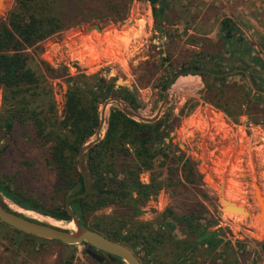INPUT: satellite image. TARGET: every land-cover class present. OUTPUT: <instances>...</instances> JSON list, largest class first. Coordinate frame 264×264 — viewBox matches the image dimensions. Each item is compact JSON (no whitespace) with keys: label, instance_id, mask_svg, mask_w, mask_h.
Returning a JSON list of instances; mask_svg holds the SVG:
<instances>
[{"label":"rangeland","instance_id":"obj_1","mask_svg":"<svg viewBox=\"0 0 264 264\" xmlns=\"http://www.w3.org/2000/svg\"><path fill=\"white\" fill-rule=\"evenodd\" d=\"M103 1L82 0L84 5L74 20L86 18L90 19L89 23L66 28L29 52L38 54L40 60L54 69L66 66L72 76L79 72L86 76L98 74L107 79L116 78L117 86L136 89L142 108L134 112L152 118L163 97L154 87L162 72V59L168 57L177 74L180 72L177 68L188 55L201 53L199 40H207L205 52H211L208 53L211 57L221 61L227 57L221 22L227 20L234 38H241L252 47L251 57L245 62L252 66L249 70L254 78L251 88L254 91L264 88V66L259 63L254 66L252 62L258 60L264 65V0H249L248 4L243 0H165L167 8L161 32L155 28L148 0H112L110 8H105ZM258 1L261 7L255 6ZM15 7V0H2L0 22L6 21ZM253 7L261 13H255ZM253 21L259 22L258 26ZM94 26H99L100 31L92 29ZM238 66L241 65H234ZM246 79L236 76L228 81L250 85ZM66 87L62 79L53 81L59 116ZM202 89L198 76L178 77L170 86L159 118L166 122L163 125L166 137L159 148L167 158L158 156L153 171L140 176L141 182L148 184L152 173L166 186L172 178L171 172L192 163L198 183H185L187 193L179 199L198 203L199 213L189 220V230H184L168 212L176 214L175 218L188 216L187 213L183 215L177 211L181 208L180 201L172 189H162L139 208L134 220L150 226L157 236L165 235L164 244L156 250L155 258H145L139 250L136 256L142 264L143 259L146 264H264V221L260 218L254 194L257 187L264 205V111L260 106L256 109L244 106L247 115L228 117L204 101ZM114 107H107L106 120ZM2 109L0 87V113ZM6 143L10 145L0 162V182H6L4 176L12 174H19L17 181L20 180L27 169L23 161H31L34 183L30 194L48 196L55 172L47 167L43 149L30 150L19 142L5 140H0V149ZM221 198L227 202L231 200L230 203L244 208L248 214L224 211ZM4 204L29 218L74 230L72 223L25 212L6 200ZM127 209L110 206L96 216L128 215ZM194 228L205 230L211 237L196 243ZM177 242L184 246L177 249ZM86 249L83 244L72 246L65 264H97L86 255ZM63 253V246L58 242L35 241L0 223V264H63ZM105 263L125 264L117 259Z\"/></svg>","mask_w":264,"mask_h":264},{"label":"trees","instance_id":"obj_2","mask_svg":"<svg viewBox=\"0 0 264 264\" xmlns=\"http://www.w3.org/2000/svg\"><path fill=\"white\" fill-rule=\"evenodd\" d=\"M148 2L155 28L161 32L165 23L166 1ZM15 3L16 7L8 14L7 20L0 22V87L3 91L0 140L19 142L23 148L30 150L42 148L47 167L55 172V181L48 196H33L30 190L34 183V164L23 161L27 169L20 175V180L17 181L19 174H12L4 176L6 182H0V200H6L25 212L71 223L65 203L85 191L83 177L77 168V158L81 148L95 134L100 107L108 99L116 97L128 109L137 111L142 108L141 102L136 89L117 86L116 78L107 79L98 74L86 76L79 72L72 76L66 66L54 69L40 60L38 54L29 52L66 28L89 23L90 19L86 18L77 22L74 20L84 5L82 0H15ZM103 3L105 8H110L114 2L105 0ZM221 24L227 57L221 61L215 60L214 56L208 54L211 52H205L207 40H199L201 53L188 55L189 58L181 62L177 70L192 72L191 76L200 77L204 101L228 117L247 115L244 106L255 109L260 106L264 111V88L254 91L248 83L228 81L232 77L246 79L247 74L250 75L252 66L245 62L251 57L252 47L241 38H234L229 21L224 20ZM252 62L254 66L257 63L264 66L258 60ZM236 63L241 66L235 68ZM160 67L162 72L155 80L154 87L162 97L168 80L176 71L168 57L162 59ZM231 72L235 73L229 74ZM61 79L67 87L59 116L53 81ZM251 80L254 81V78L251 77ZM165 123L162 120L151 124L138 122L116 107L111 109L103 139L86 152L82 161L88 192L83 199H75L70 203L82 227L130 248L134 254L138 253L137 250L142 251L145 258H155L156 250L164 244L165 235L157 236L150 226L134 220L142 205L166 188L172 189L180 201L181 208L176 210L188 215L175 218L176 214L168 212V216L182 225L184 230H189V220L199 213L198 203L179 199L187 193L186 184L198 183L192 163L183 165L175 173L171 172L172 178L166 186L152 173L148 184L140 180L141 174L153 171L156 158L163 155L159 147L166 137ZM9 145L6 143L0 149V162ZM163 157L167 158L166 155ZM10 184L15 185L14 188ZM110 206L128 208L129 216H96L99 211ZM193 230L196 243L211 237L205 230ZM169 242L172 243V239ZM180 245L184 246L177 242L175 247L180 249ZM144 260L142 262L146 264Z\"/></svg>","mask_w":264,"mask_h":264},{"label":"water","instance_id":"obj_3","mask_svg":"<svg viewBox=\"0 0 264 264\" xmlns=\"http://www.w3.org/2000/svg\"><path fill=\"white\" fill-rule=\"evenodd\" d=\"M1 6H2V0H0V7ZM92 29L96 31H100L99 26H94ZM233 73L235 72H231L229 74H233ZM191 74L192 72H179L168 80L165 89L163 91L161 105L157 110L155 116L152 118H144L137 112L128 109L126 105L116 97L110 98L104 102L100 111L99 123L95 131V134L93 138L81 148L77 158V168H78V172L83 177L85 191L82 195L73 197L65 203V210L68 216L71 218V223L74 226V230L69 231L67 229L51 225L47 222H40L34 218H29L21 214L20 212H16L11 210L10 208H6L4 202H2L1 200H0V223L4 224L5 226L19 233L37 239H41L44 241H54L62 244L63 252H64L63 264H65L66 258L71 253L72 246L82 245V244L87 247L86 255L89 256L92 260H94L98 264H102L104 262L103 255H106L109 261H113L114 259H119L125 264H142L140 259L136 256V254H134V252L130 248L120 243H117L113 240H110L94 230L82 227L79 223L78 218L71 210L70 203L75 199H83L88 192L87 180L82 167V161L86 152L103 139L104 134L102 135V133L103 131L105 132V126H106L105 113L107 107L109 105L115 106L116 108L120 109L123 112V114H125L127 117L136 120L138 122H142L146 124L155 123L160 118V114L166 103L167 93L172 83L178 77L187 76ZM247 78L252 87V81L248 75ZM254 194L256 201L259 204L260 218L261 220L264 221L263 219L264 205L262 203V198L260 197L259 189L257 187L254 188ZM220 201L224 205V207L222 208L224 211L234 212L238 214L244 211L243 212L244 214L242 215L246 216L248 214L247 212H245L244 208L238 207L234 203H228L224 198H221ZM262 234H264V229L262 230Z\"/></svg>","mask_w":264,"mask_h":264},{"label":"crops","instance_id":"obj_4","mask_svg":"<svg viewBox=\"0 0 264 264\" xmlns=\"http://www.w3.org/2000/svg\"><path fill=\"white\" fill-rule=\"evenodd\" d=\"M248 1H249V0H243V2H244V3H247V4H248ZM254 1H255V0H254ZM255 6L261 7V4L259 3V1H258V3H257ZM253 10L255 11V13H256V11H259V13H261V12H260V11H261L260 9H257V8H254V7H253ZM251 11H252V10H251ZM254 11H252V12H254ZM242 18H243V17L241 16L240 19H242ZM260 18H261V17H259V19H260ZM260 21H261V19H260ZM244 23H245V22H244ZM246 23H247V22H246ZM252 23L255 24V25L257 24V26H258V23H259V22H257V21L254 22V21H253ZM226 56H227V55H226ZM189 76H191V75L181 76V77H189ZM173 83H174V82H173ZM173 83H172V84H173Z\"/></svg>","mask_w":264,"mask_h":264},{"label":"flooded vegetation","instance_id":"obj_5","mask_svg":"<svg viewBox=\"0 0 264 264\" xmlns=\"http://www.w3.org/2000/svg\"><path fill=\"white\" fill-rule=\"evenodd\" d=\"M103 257H104V262H103L102 264H106L105 261L108 260V259H107V256H106V255H103ZM114 260H115V259H114ZM117 260H119V259H117ZM97 264H98V263H97Z\"/></svg>","mask_w":264,"mask_h":264},{"label":"bare ground","instance_id":"obj_6","mask_svg":"<svg viewBox=\"0 0 264 264\" xmlns=\"http://www.w3.org/2000/svg\"><path fill=\"white\" fill-rule=\"evenodd\" d=\"M230 202H231V200H228V203H230ZM243 212H244V211H243ZM243 212H241V213L239 212V213L242 215V214H244ZM227 216H228V215H227ZM263 219H264V216H263ZM42 221H43V220H42ZM72 229H73V228H72Z\"/></svg>","mask_w":264,"mask_h":264}]
</instances>
